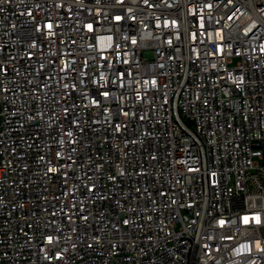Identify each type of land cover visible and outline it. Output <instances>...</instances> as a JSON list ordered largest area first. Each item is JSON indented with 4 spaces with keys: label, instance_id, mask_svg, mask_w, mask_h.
<instances>
[{
    "label": "built area",
    "instance_id": "1",
    "mask_svg": "<svg viewBox=\"0 0 264 264\" xmlns=\"http://www.w3.org/2000/svg\"><path fill=\"white\" fill-rule=\"evenodd\" d=\"M0 264H264V0H0Z\"/></svg>",
    "mask_w": 264,
    "mask_h": 264
},
{
    "label": "snow or ice",
    "instance_id": "2",
    "mask_svg": "<svg viewBox=\"0 0 264 264\" xmlns=\"http://www.w3.org/2000/svg\"><path fill=\"white\" fill-rule=\"evenodd\" d=\"M246 219V221H247V218H245Z\"/></svg>",
    "mask_w": 264,
    "mask_h": 264
}]
</instances>
